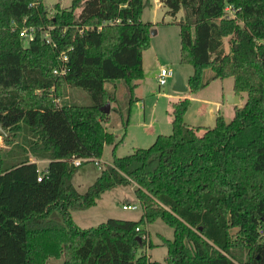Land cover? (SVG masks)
I'll list each match as a JSON object with an SVG mask.
<instances>
[{"label":"trees","instance_id":"16d2710c","mask_svg":"<svg viewBox=\"0 0 264 264\" xmlns=\"http://www.w3.org/2000/svg\"><path fill=\"white\" fill-rule=\"evenodd\" d=\"M157 1L172 17L183 13L179 62L193 68L189 93L232 78L245 103L231 121L217 115L214 127L204 129L185 125L189 99L173 103L170 135L113 155L80 194L72 161L99 160L105 146L119 144L102 109L114 104L111 113L123 130L128 125L154 27L141 16L152 0H71L67 8L57 0L51 9L41 0H0V125L13 132L23 126L36 159L49 161L39 170L0 148V264L60 258L62 264H158L137 255L147 244L145 226L157 220L173 229V239L163 243L166 264H264V0ZM29 28L32 41L20 37ZM62 53L67 73L56 75ZM205 69L212 72L208 80ZM116 82L125 89L123 104ZM64 84L85 91L90 105H58ZM8 135L1 136L7 146ZM117 187L133 188L138 221L75 224L72 213L94 207Z\"/></svg>","mask_w":264,"mask_h":264},{"label":"rangeland","instance_id":"374dc122","mask_svg":"<svg viewBox=\"0 0 264 264\" xmlns=\"http://www.w3.org/2000/svg\"><path fill=\"white\" fill-rule=\"evenodd\" d=\"M41 2L51 9L57 0H41ZM70 4L71 0H64L65 8ZM182 15L183 13L179 12L172 17L168 8L157 0H152L151 7L144 9L141 20L150 22L154 27L149 33V47L142 52L143 79L134 89V97L137 100L131 106L130 119L125 130L121 127L116 114L111 113V108L115 105L109 103V124L105 127L108 132L113 133L119 144L115 149L113 146H105L99 159L100 166L89 162L78 168L73 178V185L78 193L83 194L94 183L100 174V168L110 164L113 155L117 158L130 155L137 149L148 148L158 135L168 136L172 133L170 123L172 104L174 97L177 96L172 91L174 79H169L167 85L160 88L157 84V76L161 68L178 71L185 80L193 73L190 65H182L179 62L181 45L177 24ZM152 31L155 33L153 34ZM224 51L225 53L229 51L228 39L224 40ZM202 77L203 80H208L212 77V72L205 69ZM116 85L119 103L123 104L126 96L125 89L120 82H116ZM232 87V78L217 79L200 91L190 93V104L184 115L185 122L194 128L204 129L214 127L217 114L223 117L225 122L231 121L235 110L233 106L227 104L226 92ZM60 94L61 98L57 102L60 106L64 104L88 106L91 103L85 91L71 89L67 87V84L61 87ZM5 133L9 134L8 137L12 142L9 146L4 145L0 136V148L5 157L15 152L22 157H27L30 161L36 159V154L31 148L32 135L23 126L18 131H5ZM38 166L43 168L44 164ZM97 204L94 208L72 213L73 221L79 228H95L109 219L138 221L142 215L141 207L130 187H117L108 191L102 197V201ZM127 205H137L138 209L123 210L122 207ZM145 229L149 234L148 238H145L147 244L137 252V255L143 252L151 261L166 264L167 249L163 243L164 240L173 239V229L161 220L146 225ZM149 242L152 244L151 248L148 247ZM47 264H62V259H51Z\"/></svg>","mask_w":264,"mask_h":264},{"label":"built area","instance_id":"2783aa9c","mask_svg":"<svg viewBox=\"0 0 264 264\" xmlns=\"http://www.w3.org/2000/svg\"><path fill=\"white\" fill-rule=\"evenodd\" d=\"M224 12H226L230 17H235L234 15V10L230 7V6H226L224 9ZM109 24H113L112 22H110ZM20 37L25 38L29 41H32L34 39V30L33 28H29V29H25L20 33ZM44 38V42L45 43H50L49 40V35L46 32L43 35ZM59 62H60V66L57 69L53 70V73L56 75H65L67 73V56L65 53H62L59 55L58 58ZM174 77V72L172 70L166 69V68H161L158 72V76H157V84L158 87L162 88L164 86L167 85L168 80ZM87 159H74L72 161L73 165L75 167H80L82 164L86 163ZM93 163L97 166H100V161L99 160H94ZM42 176L40 175L38 177V181H41ZM123 210H137L138 206L137 205H127V206H123L122 207ZM139 229L137 228L136 231H138ZM259 235L260 238H262V240H264V231L260 230L259 231Z\"/></svg>","mask_w":264,"mask_h":264},{"label":"crops","instance_id":"0c3cea01","mask_svg":"<svg viewBox=\"0 0 264 264\" xmlns=\"http://www.w3.org/2000/svg\"><path fill=\"white\" fill-rule=\"evenodd\" d=\"M143 64V63H142ZM180 73V72H179ZM181 74V73H180ZM182 77H183V75H182ZM183 80H184V83L185 84H187V79L185 80L184 79V77H183ZM215 80H212V81H210L209 83H208V85L211 83V82H214ZM140 83V82H139ZM207 85V86H208ZM173 88V87H172ZM205 88V87H204ZM173 91V90H172ZM174 92V91H173ZM176 93V92H175ZM177 94V96L176 97H174V103L175 102H177V101H180V100H183V99H189L190 100V93H189V89H188V91L186 92V93H176ZM226 96H227V99H228V105H231V106H233L234 107V110L236 111V109H240V108H242L243 107V105H244V103H245V96L243 95V94H236L235 92H234V90H233V87H232V89H229L227 92H226ZM233 97H237V99H238V103L237 104H231V103H229L230 102V100H231V102H232V99L231 98H233ZM230 99V100H229ZM234 111V112H235ZM235 114V113H234ZM217 115H219V114H217ZM170 123H171V121H170ZM184 123H185V125L186 126H188L189 128H194V127H192V126H190V125H188L186 122H185V116H184ZM31 163H35L36 165H37V167H38V169L40 170H42V169H44L46 166H47V164H48V160H38V159H32L31 161H30ZM39 164H44V167L43 168H39ZM130 188H132V187H130ZM133 189V188H132ZM106 193H108V192H106ZM105 193V194H106ZM105 194H103L102 196H101V198L97 201V203H99L100 201H102V197H104V195ZM96 203V205L94 206V207H96L98 204ZM94 207H92V208H94ZM91 209V208H90ZM148 236H149V234H148Z\"/></svg>","mask_w":264,"mask_h":264},{"label":"water","instance_id":"95a60500","mask_svg":"<svg viewBox=\"0 0 264 264\" xmlns=\"http://www.w3.org/2000/svg\"><path fill=\"white\" fill-rule=\"evenodd\" d=\"M152 33L154 34L155 32L152 31ZM174 83H173V88L172 90L176 93H186L188 91V86L187 84L184 83V80H183V77L181 76V74L178 72V71H175L174 72ZM232 99V102L230 100L229 103L231 104H237L238 103V99L237 97H233L231 98ZM102 111L105 113V114H109L110 112V104H107L103 109ZM3 135H6L4 129H3V126L0 125V136H3ZM138 242H141V239L140 238H136Z\"/></svg>","mask_w":264,"mask_h":264}]
</instances>
